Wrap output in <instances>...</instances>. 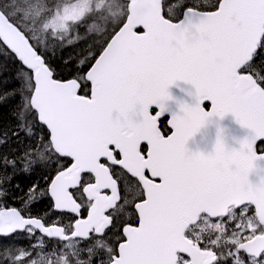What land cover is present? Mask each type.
Returning a JSON list of instances; mask_svg holds the SVG:
<instances>
[{
    "label": "snow or ice",
    "instance_id": "snow-or-ice-1",
    "mask_svg": "<svg viewBox=\"0 0 264 264\" xmlns=\"http://www.w3.org/2000/svg\"><path fill=\"white\" fill-rule=\"evenodd\" d=\"M0 61V264H264V0H0Z\"/></svg>",
    "mask_w": 264,
    "mask_h": 264
},
{
    "label": "water",
    "instance_id": "water-1",
    "mask_svg": "<svg viewBox=\"0 0 264 264\" xmlns=\"http://www.w3.org/2000/svg\"><path fill=\"white\" fill-rule=\"evenodd\" d=\"M171 99L166 101L167 108L171 112H180V106L182 104L192 105L195 102V88L190 83L185 81H177L171 85L168 89ZM205 106H208L210 110V104L205 102ZM155 111V110H154ZM167 118V125L170 127ZM222 130V137L228 148H238L239 141L245 139L250 131L241 126L232 114L225 115L222 119L215 117L205 124L186 144V148L189 153H203L205 155L210 154L214 150L217 133ZM261 169H264V162L260 165ZM264 176V171L254 172L250 175L249 179L253 184L259 183L260 178Z\"/></svg>",
    "mask_w": 264,
    "mask_h": 264
},
{
    "label": "trees",
    "instance_id": "trees-1",
    "mask_svg": "<svg viewBox=\"0 0 264 264\" xmlns=\"http://www.w3.org/2000/svg\"><path fill=\"white\" fill-rule=\"evenodd\" d=\"M204 2L207 3V4H209V5H211V4L215 3L216 0H204ZM0 62H2V61H0ZM14 70H15V67L13 65H11V64H8V66L3 70L2 75H0V81H7V83L3 85L4 87H11L15 83L12 80V76H13ZM160 125H161L162 129L165 132H168L167 126H166V121L165 120L164 121H161ZM262 147H263V145H262ZM41 175H42V173L40 171H37L33 176H31V177H25L22 180H20L19 182L21 183L22 186H25V185L31 184L35 180L40 179ZM16 195H22V193H19L18 192V193H16ZM7 203L9 205H12V206H17V207L20 206V201L19 200L9 199L7 201ZM44 207H46V203L45 204H41V205L35 207L33 209V211L34 212H38L41 209H43ZM16 243L18 245L27 246L28 241H26L23 238H17Z\"/></svg>",
    "mask_w": 264,
    "mask_h": 264
}]
</instances>
